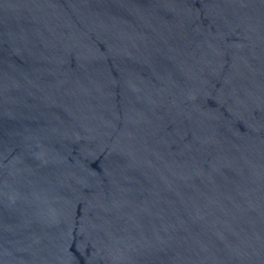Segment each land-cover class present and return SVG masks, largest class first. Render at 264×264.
Returning a JSON list of instances; mask_svg holds the SVG:
<instances>
[{
    "label": "water",
    "instance_id": "obj_1",
    "mask_svg": "<svg viewBox=\"0 0 264 264\" xmlns=\"http://www.w3.org/2000/svg\"><path fill=\"white\" fill-rule=\"evenodd\" d=\"M0 264H264V0H0Z\"/></svg>",
    "mask_w": 264,
    "mask_h": 264
}]
</instances>
